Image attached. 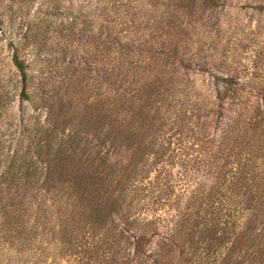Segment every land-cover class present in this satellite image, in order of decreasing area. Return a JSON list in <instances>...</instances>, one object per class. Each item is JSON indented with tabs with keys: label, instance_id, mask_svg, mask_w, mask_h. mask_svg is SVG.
Wrapping results in <instances>:
<instances>
[{
	"label": "rangeland",
	"instance_id": "374dc122",
	"mask_svg": "<svg viewBox=\"0 0 264 264\" xmlns=\"http://www.w3.org/2000/svg\"><path fill=\"white\" fill-rule=\"evenodd\" d=\"M89 1L95 4V0H0L2 139L11 152L20 137L25 136L21 125L30 119V114L39 121L48 115L51 122H61L66 131L74 130L83 139L101 137L102 126L112 121L118 131L137 135L143 147L140 155L132 156L134 171L129 180L139 190L125 194L127 198L121 203L120 213L130 219H153L160 233L172 227L177 217L192 218L201 215L203 210H208L205 215H210L217 201H225L227 188L231 186L230 177L215 165L220 166L224 161L227 165L232 157L227 148L216 150L214 155V148L205 143L202 136L219 139L218 135L228 130L226 121L230 123V117L235 120L237 116L235 103L223 102L227 109L222 110L216 99L214 102L213 97L207 99V73L201 71L209 64L191 68L190 81L183 86L180 84L179 91H166L167 96L163 98V86L152 91L154 86L148 85L159 70L151 56L158 53L160 42L165 40L162 38H166L165 43L173 41L175 44L176 39L162 36L158 29L155 40L146 45H150L148 49L121 57L117 49H105L97 25L102 18V21H111L115 29L140 26L147 22L153 9H176L177 0H99L98 5L110 11L101 18L93 14L95 23L91 30L85 22L92 16L88 13L90 9L84 6H88ZM191 3H183L195 14L182 20L186 21L187 34L176 44L178 55L186 58L184 49L190 50L186 42L191 34L193 41L204 43L202 51L206 63L231 65L239 74L238 87L251 94L243 93L240 100L255 104L259 101L257 94L264 90V0H216L213 10H205L201 16L200 12L211 4L204 0ZM72 18L75 19L73 24ZM15 49L28 66L30 99L23 103L19 101L18 76L10 65V55ZM161 58L164 61L165 57ZM139 88L144 97L156 93L154 98H163L162 102L154 101L157 107L151 110L139 109L140 104L130 109L125 102L116 108V114V106L113 108L114 104L109 101L111 95L117 97L122 89L136 91ZM186 99L190 103L185 102ZM170 103L177 104L170 108ZM155 109L158 115L152 113ZM260 109L264 112L262 106ZM157 116H163L164 121ZM233 122V126H250L238 117ZM258 128L248 131L257 134L263 130L264 136V124ZM27 142L26 138L24 143ZM257 176L259 190L264 184V171ZM256 217L258 224L259 217L264 218L263 215ZM39 223L27 245L12 240L15 231L12 223L8 231L0 232V264H121V261L124 264V252H115V247L107 249L99 235L79 233L73 245H65L58 239L54 227L44 221ZM228 245L229 242L213 256L223 255ZM213 256L209 262L214 261ZM233 257L235 262L243 258L240 254ZM249 261V264H264V257L262 261L260 258L257 261L254 258V263Z\"/></svg>",
	"mask_w": 264,
	"mask_h": 264
},
{
	"label": "trees",
	"instance_id": "16d2710c",
	"mask_svg": "<svg viewBox=\"0 0 264 264\" xmlns=\"http://www.w3.org/2000/svg\"><path fill=\"white\" fill-rule=\"evenodd\" d=\"M177 2L176 9H153L141 27L121 26L115 29L110 25L111 21H102L101 18L110 9L99 6V0H95V4L89 1L88 6H84L90 9L88 13L92 16L85 22L87 29L91 30L95 23L93 14L101 18L97 25L103 36V46L107 50L117 49V55L126 57L134 53L132 51L148 49L150 45H146L156 37L158 29L162 36L174 37L176 44L183 39L187 32L184 28L186 21L182 20L195 14L183 3H193L194 0ZM204 2L210 3L211 7L202 10L199 16L216 6V0ZM73 19L71 24L75 21ZM162 39L165 40L160 42L158 53L151 56L153 65L159 69L148 84L154 86L152 91L163 86L165 98L166 91H179L180 84L183 86L190 81L191 68L209 64L206 70L201 71L207 73V99L212 100L213 97V102L216 99L222 110L227 109L223 102H234L236 117L250 125L244 128L233 126L236 117L235 120L230 117V123H225L228 130L225 135H218L219 139L200 135L214 148V155L227 148L232 157L227 165L225 161L220 166L215 165L231 179L225 201H217V206L210 210L213 215H205L208 210H203L201 215H193L192 218L177 217L172 227L160 233L155 220L130 219V216L120 213L121 203L127 198L125 194L139 190L129 181L134 171L132 156L140 155L143 148L137 135H132L131 131H118L111 121L102 126L101 137L83 139L74 130L66 131L61 122H51L48 115L39 121L37 116L30 114V119L21 125L25 136L20 137L11 152L0 133V232L8 231V225L12 223L15 230L12 240L20 245L30 243L39 221L54 227L58 239L65 245H73L79 233L99 235L107 249L115 247V252H124V264L132 260L135 264H249V260L254 263V258L262 261L264 218L259 217L258 224L256 215L264 217V210H261L264 208V184L260 191L257 189V174L264 171V136L263 130L257 134L248 130L256 131L264 124V112L260 109L262 106L264 110V90L257 94L258 102L253 105L246 103L240 100V96L251 94L238 87L239 74L227 63H206L207 58L202 51L204 43L193 41L189 34L186 46L190 50L185 47L187 56L183 59L173 41L165 43L166 38ZM182 43L185 45L184 41ZM161 56L165 57L164 61ZM10 65L18 76L19 101H28V66L16 49L10 55ZM154 94L144 97L140 88L136 91L122 89L117 97L111 95L112 98L107 99L114 104L113 108L116 106L117 114L116 108L125 102L130 109H134L136 104H140L139 109L157 107L154 101L163 98L157 100ZM185 102L190 103L188 99ZM193 102L197 105L196 101ZM176 104L170 103L169 106L174 108ZM152 113L158 115L156 109ZM157 118L164 121L163 116ZM26 138L28 142L24 143ZM228 242L223 255L213 256ZM235 254L243 257L241 261L235 262V257L232 259ZM211 256L214 261L209 262Z\"/></svg>",
	"mask_w": 264,
	"mask_h": 264
}]
</instances>
